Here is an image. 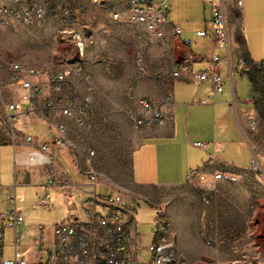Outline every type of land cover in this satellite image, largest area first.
<instances>
[{"label":"rangeland","instance_id":"obj_1","mask_svg":"<svg viewBox=\"0 0 264 264\" xmlns=\"http://www.w3.org/2000/svg\"><path fill=\"white\" fill-rule=\"evenodd\" d=\"M244 1L248 28L250 18L251 25L256 18L264 27L261 0H253L250 6L247 0ZM171 3L177 13V19L174 17L173 20L183 31L194 33L206 27L209 9L203 0H171ZM226 10L230 32L239 42L245 64L241 72H247L246 78L237 77L239 98L251 96L249 84L252 89L248 124L254 121L256 126L255 130L248 128L245 137L260 164V171L256 172L252 167H221L206 174L196 173L181 185L149 189H138L131 184L130 157L138 138L128 110L131 96L141 97L138 89L149 88V78L140 80L138 56L145 61L147 75L153 76L172 66L173 47L162 45L149 31L146 34L136 26L124 29L115 23L99 24V19L78 18L79 25L88 26L95 37L87 49L85 78L78 84L77 92L80 98L89 96L92 99L90 126L75 123L80 134L74 139V154L77 162L81 161L90 173L114 187L117 193L125 197L129 192H137L148 201H140L135 206L138 233L143 235L140 264L152 263V254L146 245L154 239L158 211H165L171 223L183 264H226L234 260H242L244 264H264V64H252L248 59L241 30V21L245 26L244 11L240 20L234 6L227 3ZM102 15L115 20L111 13L103 12ZM51 20L55 19L50 18L47 23ZM55 21L42 27L0 25V105L10 102L12 97L8 83L13 64L44 71L62 69L65 49L58 37L60 26ZM252 36L255 38L254 49L250 48L246 38L248 50L254 61H262L264 31L259 35L250 33L247 37L251 40ZM12 155L9 149L0 150V177L5 184L13 181ZM219 172L225 178L217 179ZM134 199L138 201L136 197ZM36 200L28 195L25 205H35ZM17 205L24 204L18 200ZM4 255L7 260L13 258V244L8 237L4 241Z\"/></svg>","mask_w":264,"mask_h":264},{"label":"crops","instance_id":"obj_2","mask_svg":"<svg viewBox=\"0 0 264 264\" xmlns=\"http://www.w3.org/2000/svg\"><path fill=\"white\" fill-rule=\"evenodd\" d=\"M252 1L247 0L248 6L252 4ZM261 2L264 5V0ZM228 4L239 11L240 20H242L241 15L244 11L245 26L241 21V30L249 58L255 63L262 62L263 60L256 62L252 59L246 38L253 50L255 38L252 36L250 40L247 36L250 33L259 35L261 31H264V27L258 24L256 18H253L254 24L251 25L250 18L248 28L247 7L244 0L241 8L237 6L236 0H228ZM83 5L86 18L91 21L99 19V24L115 23L124 29L136 26L147 34V30L143 27L128 23L125 20L131 13V7L125 0H96V2L83 0ZM103 12L111 13V15L119 13L124 19L111 21L109 17H103ZM174 12L171 3L170 22L172 26L181 30L180 35L175 36L171 25L165 27L166 42L168 47H173L175 54L173 64L165 72H159L163 77L159 81L150 79L147 90L138 89L141 92L140 96L153 100L166 117L165 123L160 126L144 129L134 127L138 143L130 157V178L132 186L138 189L181 185L186 183L194 173L206 174L217 171L221 167L249 169L252 167V160L255 157L245 137L252 110V89L249 84L251 96L242 100L239 98L236 81L237 77L246 78L241 72V67L245 64L240 55L238 42L234 39V34L232 36L230 32L228 51L216 50L223 59L221 74L226 79V86L223 93L216 94L213 99H210L213 93L211 82L200 83L196 77L198 73L208 68L212 54L210 39L197 37L199 31L210 30V19L208 18L205 28L190 33L183 31L180 24L174 22V17L177 19V13ZM52 21L55 20H51L47 25L52 24ZM92 35L95 37L93 32ZM188 40H192L193 44L190 47H185L183 42ZM181 56L189 59V68L181 70L179 77H173L172 74L178 69L177 62ZM85 61L84 65H86ZM8 85L12 90L10 75ZM167 93L172 94V101L169 103L164 102V96ZM15 94L16 96L12 95L10 101L20 100L23 92L17 91ZM65 96L69 99L70 93H66ZM50 99L52 97L38 99L32 121L30 123L21 122L18 128L27 131L41 144L51 145L54 139H62L64 143L62 149H57L56 146L51 147L54 164L63 168L74 179L77 184L74 194L78 197L79 203L89 211L102 213L103 206L95 202V196L101 198L115 195L117 191L101 178H96L95 181L90 180L92 173L84 167L81 161H76L73 146L74 139L80 132L77 130L73 119L64 118L58 110L49 112L46 109ZM83 99L77 94L73 111H77ZM203 101L206 103L203 104ZM25 105L28 104L25 103ZM63 120L66 122V128L61 131L58 129V125ZM196 143H201L202 146H196ZM1 149H9L10 153L13 154V181L5 184L0 177V185L3 186L4 193L9 192L11 187L15 188L16 206L24 216V221L18 227V231L24 234L21 250L29 264H36L40 250L34 245V239L38 235V227L47 226V247H50L54 243L51 227L59 221L68 219L71 213L64 204L61 195L56 194L54 190L45 185L48 168L45 165L46 156L43 153L28 145L24 138H20L16 145L0 144ZM46 193L51 195V209H39L34 204L25 205L28 195L32 199H38ZM124 198L128 204L135 206L140 201L148 203L137 192H129ZM18 200L24 205L18 206ZM0 205H6L5 208L0 207V211H5L10 206L9 203L5 202V198L0 201ZM61 208L64 210L63 215L60 213ZM77 215L83 220L79 211ZM6 237L13 243V232L6 231L4 238L0 241L2 245L0 263L1 260L5 259L4 241ZM141 237L143 239V235Z\"/></svg>","mask_w":264,"mask_h":264},{"label":"built area","instance_id":"obj_3","mask_svg":"<svg viewBox=\"0 0 264 264\" xmlns=\"http://www.w3.org/2000/svg\"><path fill=\"white\" fill-rule=\"evenodd\" d=\"M128 5H136V13H129L125 20L151 31L153 38H161L162 45L166 46L165 27L171 25V0H125ZM241 7L243 0H239ZM96 2V0H93ZM209 9L210 30L199 31L198 38L208 37L212 45V54L208 68L197 74L200 83L210 81L213 88L212 97L224 92L226 79L221 74L223 59L216 50L228 51L230 43V29L227 20L226 4L228 0H203ZM85 18L86 13L83 0H0V24L3 27H42L50 18H54L60 26L58 37L64 43L66 59L62 62V69L40 70L27 69L16 63L11 66L10 79L13 85L12 95L22 91L20 100L2 103L0 105V144L16 145L20 138L46 156L45 165L48 172L45 176V185L61 195L64 204L71 213L68 219L59 221L51 227L54 238L52 246L47 247V226L38 227V235L34 245L40 250L36 264H140L139 254L142 241L137 231L136 208L128 204L123 195L117 193L104 197L95 196V202L103 206L102 213L89 211L79 203L74 194L77 186L74 179L61 167L54 164L51 147L62 149V139H54L50 144H41L27 131L18 128L21 122L30 123L37 107L38 99L52 97L46 109L58 110L66 119H73L75 123L89 127V117L92 113V99L87 96L83 99L77 111L73 105L78 92V84L84 77H77V70H84V61L93 35L88 26H80L78 18ZM115 20L124 17L119 13L112 15ZM175 36L181 30L172 26ZM192 40L183 42L185 47H190ZM76 48H84L82 64L69 63V56H75ZM190 61L186 57L177 62L178 69L173 72V77H179L181 70L189 68ZM140 80L152 79L159 81L162 74L147 75L145 61L138 56ZM66 93H70L67 99ZM172 101V94L164 96V102ZM28 104V105H25ZM203 104L206 101L202 102ZM128 116L137 129H144L163 125L166 117L158 105L149 98L131 96V106ZM255 122H250L249 129L255 130ZM66 128L65 120L61 121L58 129ZM196 146H202L196 143ZM252 168L260 171V164L255 158ZM194 173L193 176H195ZM191 176L189 180L193 177ZM217 179L225 178L223 173L216 174ZM90 180L95 181L96 176L91 174ZM188 180V181H189ZM11 206L5 211H0V241L6 231L13 232V258L3 259L0 264H29L21 250V241L24 234L18 231L19 225L24 221L22 212L16 206L15 188L4 193L0 185V201ZM35 205L39 209H51V195L46 193L40 196ZM83 216L79 218L77 212ZM156 220L155 239L146 246L152 254L151 264H183L180 254H172L173 231L165 211H158ZM210 243V242H209ZM2 245L0 244V253ZM226 264H244L242 260L230 261Z\"/></svg>","mask_w":264,"mask_h":264},{"label":"bare ground","instance_id":"obj_4","mask_svg":"<svg viewBox=\"0 0 264 264\" xmlns=\"http://www.w3.org/2000/svg\"><path fill=\"white\" fill-rule=\"evenodd\" d=\"M236 4L239 8H241L239 0H236ZM130 7H131V13H136V5H130ZM149 32L151 33V31ZM156 39L161 41V38H156ZM83 56H84V48H76L75 56H69V62H72L75 64H82ZM83 72L84 70H77V77H83ZM172 254H178L177 243H176L174 234H173V241H172Z\"/></svg>","mask_w":264,"mask_h":264},{"label":"trees","instance_id":"obj_5","mask_svg":"<svg viewBox=\"0 0 264 264\" xmlns=\"http://www.w3.org/2000/svg\"><path fill=\"white\" fill-rule=\"evenodd\" d=\"M242 41H243V44L245 45V48H246V43H245V40H244V36H243V34H242ZM238 44H239V42H238ZM246 52H247V49H246ZM247 55H248V59L250 60L248 52H247ZM250 62H251L252 64H260V65H261V64H264V60H263L262 62H260V63H255V62H253V61H251V60H250ZM242 75L247 77V72H242Z\"/></svg>","mask_w":264,"mask_h":264}]
</instances>
